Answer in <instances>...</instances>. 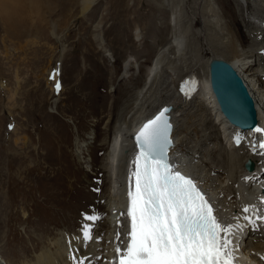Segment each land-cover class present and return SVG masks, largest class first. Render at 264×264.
Returning <instances> with one entry per match:
<instances>
[{
    "label": "rangeland",
    "instance_id": "obj_1",
    "mask_svg": "<svg viewBox=\"0 0 264 264\" xmlns=\"http://www.w3.org/2000/svg\"><path fill=\"white\" fill-rule=\"evenodd\" d=\"M89 1L0 0V208L7 216L0 228V264H18L15 253L25 247L32 258L33 246L41 239L49 243L61 231L74 235L84 213L98 214L94 230L100 229L108 219L100 199L110 187L102 165L122 100L142 88L162 44L186 28L184 75L201 77L199 64L212 56L201 18L204 0ZM218 1L216 8L228 14L223 19L237 30L236 40L249 48L254 36L245 26V11L234 14L231 0ZM254 1L251 7L261 10ZM174 13L181 18L177 28L170 23ZM178 68L160 78L161 85L158 80L152 96L166 101L169 89L176 93L175 77L184 70ZM193 96L183 114L199 111L193 103L202 97ZM218 130L206 133L214 138ZM221 141L217 137L210 151ZM95 260L92 264L103 256Z\"/></svg>",
    "mask_w": 264,
    "mask_h": 264
},
{
    "label": "bare ground",
    "instance_id": "obj_2",
    "mask_svg": "<svg viewBox=\"0 0 264 264\" xmlns=\"http://www.w3.org/2000/svg\"><path fill=\"white\" fill-rule=\"evenodd\" d=\"M95 1L90 0L88 4H94ZM231 1L235 6L234 14L239 15L240 12L244 13L245 11V16L248 17L245 26L249 27L252 36H254L249 48H244V44L242 46V43L236 40L237 30L223 19V14L225 16L228 14L225 12L222 14L221 7L216 8L215 4L216 2L218 4L219 1L204 0L201 18L205 25L206 34H208L209 44L207 46L212 50V56L199 64L201 65L202 76L199 78H196L193 74L185 76L184 72L186 74V71L189 70L185 66L187 62L182 63L180 60V58H185L183 43L184 37L190 33L189 27L186 28L187 30L181 31V37L180 35L179 37L176 36L169 44L166 42L162 44V48L154 58L142 88L135 90L134 94L129 97L126 96L127 98L122 100L113 130L114 139L102 165L108 173L110 187L106 192L108 194L102 195L103 197L100 199V201L105 200L104 206L99 208L102 209V215H108V219L105 224H101L100 229L94 230V233L101 238H98L94 243H90L86 250L81 248V254L86 251L91 258V264L96 261L95 258L99 255L103 256V260H97V264H113L116 260L115 248L119 243L116 240V233L119 231L121 240H124V232L127 228L120 227V225L130 227V224H127L129 219L121 216V213L126 212L129 205L127 196L129 177L130 171L133 169L132 161L137 155L132 136L144 121L151 118L164 106L170 105L173 108L169 114L170 122L173 124L171 133L173 147L169 149L168 153L170 162L177 165V170L181 173L193 176L197 185L206 190L209 196L216 200L214 206L217 208V212L222 213L224 223H245L243 215H250L242 213L245 206L254 205L257 209L263 211L264 205L260 199V191L264 187V150L258 147L260 141L253 140L251 143V137L254 134L253 129L252 132L247 130V136L243 131H237L234 126V129H231L232 125L224 119L218 109L209 84L208 66L212 59L223 60L230 64L240 75L249 95L253 99L257 114L256 127L264 125V0L254 1L257 6L261 7L259 11L251 7L250 3L253 0ZM243 2L249 5L246 10ZM179 16L178 13H174L173 19L170 21L171 24L174 22L175 28L181 24ZM188 25L186 26L188 27ZM226 54H230L231 59H227ZM198 57L199 53L194 58L196 63H198ZM180 65L184 70L175 77L174 90H176V93L171 92L173 87L169 89V93L172 94L168 97L169 100L166 101L152 96L155 86L158 85V80L160 83V78L165 79L169 75H166L167 72H172V70L178 72L181 69V67L178 68ZM196 92L202 97L199 98L202 100L199 102L200 104L198 102L193 103L198 106L199 111L191 112L189 115L183 114L182 108L186 106L187 99H191ZM174 109L177 110L176 113ZM210 127H218V131L222 130L221 134L215 131L216 136L219 138V142L220 139L225 143L227 142V145H224L221 141L223 145L221 144V147L216 148L215 152L212 148L210 151L209 148L210 144H216L217 140V137L210 136L211 133H206L207 129H211ZM206 134L208 135L206 136ZM238 134L242 137L241 142L244 141L239 147L235 143V137ZM213 155L220 158V163L216 164V167H214V160L217 157L210 161ZM249 161L253 164L252 173L245 169V164ZM37 166L41 169L39 165ZM27 169L30 171V168ZM44 170L46 171L48 168ZM54 201L52 200V202ZM3 213L0 208V228L7 223V216H4ZM234 217H240V219L234 220ZM8 218L10 219V217ZM79 235V230L70 237L66 232L61 231L59 235L57 234V238L54 237L49 243L41 239L39 244L33 246L38 254L34 253L36 255L32 258L28 254L29 248L26 247L21 249L23 251L16 252L15 258L19 261L18 264H70L67 259L69 255L67 241L73 239V246L78 247L80 242L74 238ZM237 235L239 239L235 238V243L239 240L238 247L241 248L245 257L249 260L245 264H264V225L257 227L247 225ZM249 236L250 238H248ZM101 239L102 242L99 244ZM98 248H102V250ZM100 250L102 254L99 253ZM8 258L15 260L14 257ZM86 263L88 264V262Z\"/></svg>",
    "mask_w": 264,
    "mask_h": 264
},
{
    "label": "snow or ice",
    "instance_id": "obj_3",
    "mask_svg": "<svg viewBox=\"0 0 264 264\" xmlns=\"http://www.w3.org/2000/svg\"><path fill=\"white\" fill-rule=\"evenodd\" d=\"M60 88L57 82V93ZM169 111L162 109L144 123L135 137L139 151L129 177V205L121 213L130 218V227L120 225L127 228L124 240L119 231L116 233L119 243L113 264H235L237 234L247 225H264V211L254 205L245 206L242 213L250 214L243 215L245 223L225 224L218 219L197 182L169 160V149L173 147L172 125L166 115ZM253 130L264 133V127ZM241 139L236 135L235 143L239 145ZM258 147L264 150V141ZM82 216L80 235L74 238L79 246H73V239L67 241L70 264H91V258L86 251L81 254V248L86 250L101 238L94 233L95 222L101 217L94 211Z\"/></svg>",
    "mask_w": 264,
    "mask_h": 264
},
{
    "label": "water",
    "instance_id": "obj_4",
    "mask_svg": "<svg viewBox=\"0 0 264 264\" xmlns=\"http://www.w3.org/2000/svg\"><path fill=\"white\" fill-rule=\"evenodd\" d=\"M208 73L211 92L224 119L230 125L244 131L255 128L257 124L255 105L240 75L230 64L217 59H212L209 62ZM55 74L57 76V71ZM164 108L170 109V111L166 114L170 120L169 114L173 110L170 105L162 107L148 120L154 118ZM144 123H142L138 131L132 137V141L134 142L137 151H139V149L135 137L139 130L143 127ZM245 169L248 172H251L253 170L252 162H247L245 164Z\"/></svg>",
    "mask_w": 264,
    "mask_h": 264
}]
</instances>
